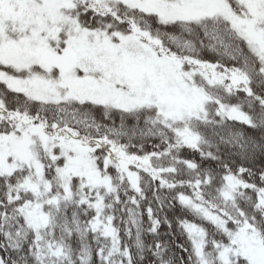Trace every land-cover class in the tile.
I'll use <instances>...</instances> for the list:
<instances>
[{
	"label": "snow or ice",
	"instance_id": "6c2138e0",
	"mask_svg": "<svg viewBox=\"0 0 264 264\" xmlns=\"http://www.w3.org/2000/svg\"><path fill=\"white\" fill-rule=\"evenodd\" d=\"M0 264H264V0H0Z\"/></svg>",
	"mask_w": 264,
	"mask_h": 264
}]
</instances>
